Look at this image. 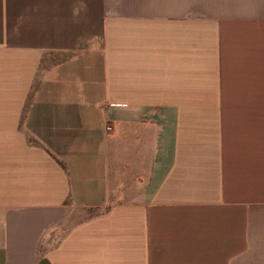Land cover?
<instances>
[{
    "label": "crops",
    "instance_id": "1",
    "mask_svg": "<svg viewBox=\"0 0 264 264\" xmlns=\"http://www.w3.org/2000/svg\"><path fill=\"white\" fill-rule=\"evenodd\" d=\"M0 264H264V0H0Z\"/></svg>",
    "mask_w": 264,
    "mask_h": 264
}]
</instances>
